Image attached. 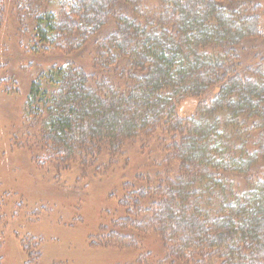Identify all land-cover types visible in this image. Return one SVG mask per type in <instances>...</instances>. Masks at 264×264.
I'll return each instance as SVG.
<instances>
[{"label": "trees", "instance_id": "obj_1", "mask_svg": "<svg viewBox=\"0 0 264 264\" xmlns=\"http://www.w3.org/2000/svg\"><path fill=\"white\" fill-rule=\"evenodd\" d=\"M12 14L30 40L0 62L35 64L13 144L40 168L77 159L69 198L99 178L115 203L90 244L132 250L114 264H264V69L245 72L237 48L264 44L257 0H14ZM137 142L147 156L118 185L84 169ZM37 195L32 210L55 199Z\"/></svg>", "mask_w": 264, "mask_h": 264}, {"label": "rangeland", "instance_id": "obj_2", "mask_svg": "<svg viewBox=\"0 0 264 264\" xmlns=\"http://www.w3.org/2000/svg\"><path fill=\"white\" fill-rule=\"evenodd\" d=\"M257 1L262 8L261 22L264 25V0ZM13 6L14 0H0V51L6 50L5 47L9 44L11 51L24 53L19 40L23 39L26 44L30 35L16 23L12 14ZM109 20L111 21V18ZM250 43L244 48H237L239 54L245 51L244 55L247 56L244 59L247 57V60L254 62L252 71H245L253 74L261 67L264 69V59L260 57V54L264 56V44L261 41ZM238 60L241 62L243 58ZM34 65L26 63L24 66L10 69L9 64L0 62V182L4 183L5 187L2 190L4 187L0 185V264H25L26 246L30 251L38 252L34 258L36 262L32 264H114L116 261L125 260V251L131 253L132 250L129 251L126 245L119 241L112 246L103 247L101 244L94 246L88 240L89 234L94 232L98 225L101 208L115 203L114 199L107 198L106 190L98 186L99 178L90 182L89 189H85L87 195L80 196L79 200L69 198L71 193L73 195L75 187L79 188L77 159L68 160V166H62L59 170L54 165L40 168L34 153L29 155L26 153L28 148L21 149L13 144L12 128L22 122V106L27 93V81L24 76L35 71ZM240 68L241 66L237 67V71ZM12 75L16 77L15 87L8 81ZM236 76L238 74L232 71L228 74L230 79ZM16 89L19 90L18 94H15ZM127 147L125 156H119L115 165H103L99 169L87 164L84 169L89 176L96 174L102 176L100 179L104 183L109 180L118 185L121 175H133L147 156V149L140 142L129 144ZM55 173L59 174L58 178L54 176ZM38 192L48 193L55 199L46 200L47 202L39 207L40 210H32L34 204L39 201ZM75 202L80 207L79 213L73 206ZM34 211L36 212L33 213ZM147 237L150 240L154 236L148 233ZM126 240L124 241L128 243ZM29 258L33 261V256L30 255Z\"/></svg>", "mask_w": 264, "mask_h": 264}]
</instances>
